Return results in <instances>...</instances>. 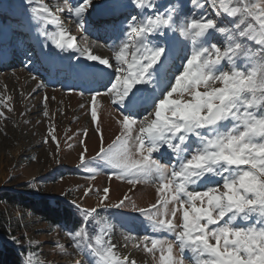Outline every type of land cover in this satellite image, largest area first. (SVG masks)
<instances>
[{"label":"snow or ice","instance_id":"1","mask_svg":"<svg viewBox=\"0 0 264 264\" xmlns=\"http://www.w3.org/2000/svg\"><path fill=\"white\" fill-rule=\"evenodd\" d=\"M208 3L214 16L201 0H106L93 25L104 34L98 39L106 38L101 44L78 42L45 0H29L43 46L75 58L74 70L100 84L81 91L100 144L92 157L83 147L78 167L94 179L99 167L91 165L99 162L109 180L126 182L129 192L155 186V203L147 207L127 193L111 203L108 187L85 189V196L94 191L99 197L93 207L69 202L75 211L68 235L90 264H137L117 254L110 231L100 227L108 222L102 213L112 219L134 213L129 233L139 222L145 234L125 240L136 239L156 264H184L186 253L193 264H264V62L238 64L250 56L246 42L264 55V0ZM96 9L95 0H77L56 12L87 33L86 18ZM222 16L236 22L222 26ZM217 34L223 47L213 42ZM98 99L116 109L118 134L107 145ZM11 100L0 98V106L11 111ZM0 118H7L3 111ZM49 138L59 148L55 132L44 142ZM33 255L26 250L21 264H33Z\"/></svg>","mask_w":264,"mask_h":264},{"label":"rangeland","instance_id":"2","mask_svg":"<svg viewBox=\"0 0 264 264\" xmlns=\"http://www.w3.org/2000/svg\"><path fill=\"white\" fill-rule=\"evenodd\" d=\"M45 2L70 29V33L79 38L78 42L87 38L105 43L106 38L98 39L104 34L94 32L93 25L105 10L106 0H95L97 9L86 18L87 33L82 32L65 13L56 12L57 6H63L65 2L71 6L77 0ZM224 2L227 4L230 0ZM201 3L203 10L214 16L208 0H201ZM216 3L219 6L221 0H216ZM112 19L118 22L119 13ZM219 22L222 26H231L236 20L222 16ZM213 42H219L223 47L225 38L217 34ZM246 44L250 56L242 57L238 64L243 67L264 62L260 47L251 42ZM43 45V37L36 32L31 18L29 0H0V98L12 97L11 101H7L11 111L0 106V111L7 117L0 118V212H4L7 218L4 221L7 230L4 241L20 254L21 260L26 250L34 253L33 264H90L89 257L73 246L68 229L52 225L44 219V205L47 202L52 205L75 201L84 208H90L98 203L99 197L94 191L85 196V189L90 187L102 191L108 187L111 203H116L127 193L139 207H147L155 203V186L151 183L137 185L133 192H129L126 182L114 177L109 180L99 162L91 165L99 167L94 179H89L85 170L78 167L83 147L87 146L86 156L92 157L100 144L98 134L92 130L94 125L89 109L81 107L87 104V94L82 97L81 91L86 87H100V84L86 81L74 70L75 58L70 62L66 53ZM224 67L227 70L229 66ZM53 68L60 70L53 71ZM41 84L43 86H39ZM45 96L47 116L44 115ZM96 107L98 116L102 118L107 145L118 134L114 122L116 109L107 99H98ZM84 129L88 130L87 137L82 135ZM52 132H55L59 148L57 142L50 138L47 143L44 142ZM7 194L13 197L7 199ZM34 197L38 201L30 200ZM101 215L106 216L108 222L100 227L112 233L110 238L116 243L119 256L135 259L137 264H142L140 258L144 257L146 264H156L153 257L143 251L142 245L136 247V239L125 240L128 235L139 239L145 234L139 222L135 225L136 231L129 233L128 228L132 227L130 217L134 213L116 219L107 213ZM122 224L125 226L122 227ZM89 233L92 234L91 228ZM115 234L116 239H113ZM187 254L189 258L184 257V264H193L191 254Z\"/></svg>","mask_w":264,"mask_h":264},{"label":"trees","instance_id":"3","mask_svg":"<svg viewBox=\"0 0 264 264\" xmlns=\"http://www.w3.org/2000/svg\"><path fill=\"white\" fill-rule=\"evenodd\" d=\"M5 197L10 199L13 196L7 194ZM30 200L33 202L38 201L35 197ZM71 212H74V209L70 204L58 202L50 205L49 202H47L46 205H44L42 214L45 217L44 219L50 224L61 226L69 230L72 227V221L69 217V213ZM6 219L4 212H0V264H21L20 254L8 246L7 242L4 241L7 236V230L4 224Z\"/></svg>","mask_w":264,"mask_h":264},{"label":"bare ground","instance_id":"4","mask_svg":"<svg viewBox=\"0 0 264 264\" xmlns=\"http://www.w3.org/2000/svg\"><path fill=\"white\" fill-rule=\"evenodd\" d=\"M104 11H106V9H105ZM104 11H103V12H104ZM13 15H14V14H13ZM105 41H106V40H105ZM101 51H104L105 54H107V52H106L105 49H99V50H97L98 54H99V52H101ZM110 236H112V233H110ZM116 236H117V234L114 235V238H113V239H116ZM119 245H120V244H119ZM140 259H141L140 261H141L142 264H146V261H145L144 257H141Z\"/></svg>","mask_w":264,"mask_h":264}]
</instances>
